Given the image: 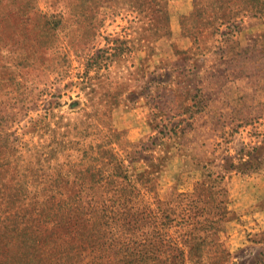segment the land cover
<instances>
[{"label":"rangeland","instance_id":"obj_1","mask_svg":"<svg viewBox=\"0 0 264 264\" xmlns=\"http://www.w3.org/2000/svg\"><path fill=\"white\" fill-rule=\"evenodd\" d=\"M100 256L264 264V0H0V264Z\"/></svg>","mask_w":264,"mask_h":264},{"label":"trees","instance_id":"obj_2","mask_svg":"<svg viewBox=\"0 0 264 264\" xmlns=\"http://www.w3.org/2000/svg\"><path fill=\"white\" fill-rule=\"evenodd\" d=\"M91 201V198H89L88 200H87V204L84 206V208H82V207H80V206H77V205H74V206H72V208H70V210H68L69 212H67L66 214H65V216H69V218H71V220L73 221V222H76V223H78V224H82V223H84L85 225L81 228V229H84L85 228V226H86V224H87V222L92 218V217H95V216H93V214H91L92 213V208L89 206V202ZM74 204H79L77 201L74 203ZM107 218V219H106ZM103 219H106V220H108L109 219V214H107V213H103ZM102 220V219H101ZM105 220V221H106ZM108 222V221H107ZM104 223L105 222H98V223H96L97 225H98V228H97V230L98 229H100L99 227H102V226H104ZM109 223V222H108ZM95 223L93 224H87V225H90L91 227H90V229H93V226L94 225H96ZM81 232L82 231H75V234H77L79 237L81 236ZM112 232L113 233H115L116 232V230H112ZM89 238H90V244H91V251L89 252V254L90 255H95V252H96V250H97V244H99L100 245V249H101V251H105V249H104V247H102V243H97L98 241H99V233L98 232H96V233H92V234H89ZM49 242V240H43L41 243H42V246H46L47 245V243ZM86 249V248H85ZM102 257H106L107 259H109V257H111V256H108V255H105V256H102ZM83 259H84V257H83ZM41 264H50V261L48 260V258H45V257H43L42 258V261H41ZM82 264H87V262H85V261H83L82 262ZM88 264H105V262L103 261V259L101 258V256H100V258L98 259V258H96L95 260H93V261H91L90 263H88Z\"/></svg>","mask_w":264,"mask_h":264}]
</instances>
